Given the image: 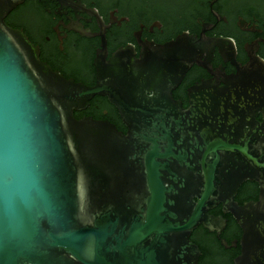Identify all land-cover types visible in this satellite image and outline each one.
Here are the masks:
<instances>
[{"label": "water", "instance_id": "95a60500", "mask_svg": "<svg viewBox=\"0 0 264 264\" xmlns=\"http://www.w3.org/2000/svg\"><path fill=\"white\" fill-rule=\"evenodd\" d=\"M21 1L0 0V264H197L190 233L219 222L218 204L243 230L235 264H264V86L251 68L195 84L184 108L171 91L196 45L180 36L139 57L97 54L87 86L5 23ZM94 95L126 132L73 116ZM246 180L258 198L239 204Z\"/></svg>", "mask_w": 264, "mask_h": 264}, {"label": "flooded vegetation", "instance_id": "af4514ba", "mask_svg": "<svg viewBox=\"0 0 264 264\" xmlns=\"http://www.w3.org/2000/svg\"><path fill=\"white\" fill-rule=\"evenodd\" d=\"M4 21L26 34L42 62L87 86L96 82L97 54L108 60L122 50L139 57L149 45L180 36L196 45L195 59L171 91L184 108L195 84L223 85L245 67L251 68L247 79L264 86V0H22ZM73 116L109 121L127 131L118 109L103 95H94ZM258 194V184L246 180L234 199L242 204ZM208 213L219 222L211 228L200 223L189 236L199 249L197 264H235L242 253V228L221 204Z\"/></svg>", "mask_w": 264, "mask_h": 264}]
</instances>
